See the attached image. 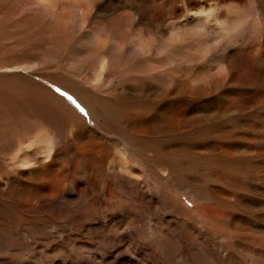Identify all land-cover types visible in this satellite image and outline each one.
Segmentation results:
<instances>
[{"label":"bare ground","instance_id":"bare-ground-1","mask_svg":"<svg viewBox=\"0 0 264 264\" xmlns=\"http://www.w3.org/2000/svg\"><path fill=\"white\" fill-rule=\"evenodd\" d=\"M243 2L0 0V43L7 46L0 51V86L15 88V101L25 104L55 100L23 76L37 75L77 96L93 119L105 115L104 138L74 144L97 174L116 170L140 185L136 160L166 184L168 172L181 175L183 225L198 234L203 264H210L211 252L226 256V264L248 256L264 264V18L241 10ZM225 8L246 27L212 49L217 33L187 25ZM76 42L80 50L72 49ZM68 67L81 72L84 84ZM59 103L56 96L55 113ZM40 133L37 141L22 133L6 165L29 172L49 159L54 146Z\"/></svg>","mask_w":264,"mask_h":264},{"label":"rangeland","instance_id":"rangeland-1","mask_svg":"<svg viewBox=\"0 0 264 264\" xmlns=\"http://www.w3.org/2000/svg\"><path fill=\"white\" fill-rule=\"evenodd\" d=\"M194 1L200 4L203 0ZM226 1L215 0L219 7ZM240 5L243 11L254 10L255 19L264 18V0H244ZM80 31L79 26L76 33ZM80 46L76 42L72 49L80 50ZM4 47L6 43H0V51ZM59 49L56 46V63L62 70ZM67 71L74 74V81L84 84L81 72L69 67ZM23 76L54 93L55 100L25 104L15 101V88L0 86V264H203L198 234L183 225L181 209L187 205L181 175L168 172L166 184L136 160L140 185L116 170L112 175L105 170L98 174L92 171L94 163L87 162L84 153H75L74 144L87 137L104 138L101 131L110 126L109 119L103 114L93 119L77 96L50 80ZM9 96L14 101L10 102ZM56 96L63 110L60 114L55 113ZM41 131L50 135L54 146L51 157L29 172L8 167L18 153V148L12 147L21 134L28 133L33 141L41 139ZM35 144L40 147V143ZM31 145L25 144L26 148ZM189 207L192 210L193 206ZM190 230L194 236L188 240ZM251 233L261 235L259 229ZM226 258L211 252L210 264H226ZM243 259L240 264H255L250 256Z\"/></svg>","mask_w":264,"mask_h":264},{"label":"clouds","instance_id":"clouds-1","mask_svg":"<svg viewBox=\"0 0 264 264\" xmlns=\"http://www.w3.org/2000/svg\"><path fill=\"white\" fill-rule=\"evenodd\" d=\"M197 18V21L193 24H188L187 28L200 34L211 35L212 33H217L209 43V47L212 49H216L233 39L239 31L246 27V25L240 24V18L231 16L227 8L223 9V15L218 14L211 20L207 16ZM222 23L223 27L221 26Z\"/></svg>","mask_w":264,"mask_h":264},{"label":"snow or ice","instance_id":"snow-or-ice-1","mask_svg":"<svg viewBox=\"0 0 264 264\" xmlns=\"http://www.w3.org/2000/svg\"><path fill=\"white\" fill-rule=\"evenodd\" d=\"M59 91V90H58Z\"/></svg>","mask_w":264,"mask_h":264}]
</instances>
